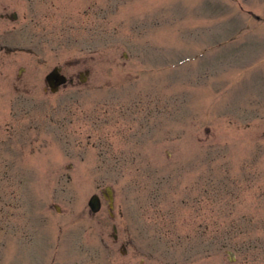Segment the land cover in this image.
Masks as SVG:
<instances>
[{
    "label": "rangeland",
    "instance_id": "rangeland-1",
    "mask_svg": "<svg viewBox=\"0 0 264 264\" xmlns=\"http://www.w3.org/2000/svg\"><path fill=\"white\" fill-rule=\"evenodd\" d=\"M0 139V264H264V0H0Z\"/></svg>",
    "mask_w": 264,
    "mask_h": 264
},
{
    "label": "water",
    "instance_id": "water-1",
    "mask_svg": "<svg viewBox=\"0 0 264 264\" xmlns=\"http://www.w3.org/2000/svg\"><path fill=\"white\" fill-rule=\"evenodd\" d=\"M61 68L59 66H56L51 70L47 76L46 80L48 81L50 88L52 91H57L59 89V86L62 83H65L67 81V77L60 72ZM107 192L106 196L109 199L110 202V207H113L114 203V196H113V191L110 186H107ZM89 205L93 211H98L101 208V198L99 197L98 194H93L90 199H89Z\"/></svg>",
    "mask_w": 264,
    "mask_h": 264
},
{
    "label": "flooded vegetation",
    "instance_id": "flooded-vegetation-1",
    "mask_svg": "<svg viewBox=\"0 0 264 264\" xmlns=\"http://www.w3.org/2000/svg\"><path fill=\"white\" fill-rule=\"evenodd\" d=\"M14 128V126H12L9 130H8V136H9V139L5 140V139H0V142L5 140V143H7L8 145L4 146V147H11L12 148V145L13 143H17V141H15L16 137L14 136V130H12ZM0 149H1V146H0ZM115 237L117 238V235H115Z\"/></svg>",
    "mask_w": 264,
    "mask_h": 264
},
{
    "label": "trees",
    "instance_id": "trees-1",
    "mask_svg": "<svg viewBox=\"0 0 264 264\" xmlns=\"http://www.w3.org/2000/svg\"><path fill=\"white\" fill-rule=\"evenodd\" d=\"M228 239H229V237L225 240L227 244H228ZM231 245H233V244H231Z\"/></svg>",
    "mask_w": 264,
    "mask_h": 264
}]
</instances>
